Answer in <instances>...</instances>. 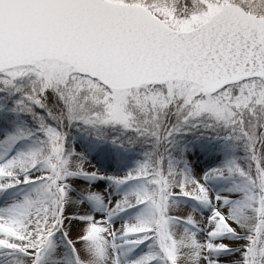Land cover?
Masks as SVG:
<instances>
[{"label":"rangeland","instance_id":"1","mask_svg":"<svg viewBox=\"0 0 264 264\" xmlns=\"http://www.w3.org/2000/svg\"><path fill=\"white\" fill-rule=\"evenodd\" d=\"M105 1L142 7L181 32L222 2L188 0V15L175 6L183 0ZM239 1L264 18V0ZM220 184L227 201L215 199ZM234 197L250 207L245 232L226 210ZM3 208L19 214L22 235L5 261L264 264V79L207 95L178 81L108 90L57 62L5 70Z\"/></svg>","mask_w":264,"mask_h":264},{"label":"water","instance_id":"2","mask_svg":"<svg viewBox=\"0 0 264 264\" xmlns=\"http://www.w3.org/2000/svg\"><path fill=\"white\" fill-rule=\"evenodd\" d=\"M56 61L109 90L187 81L215 95L264 78V19L228 4L189 32L105 0H0V72Z\"/></svg>","mask_w":264,"mask_h":264},{"label":"bare ground","instance_id":"3","mask_svg":"<svg viewBox=\"0 0 264 264\" xmlns=\"http://www.w3.org/2000/svg\"><path fill=\"white\" fill-rule=\"evenodd\" d=\"M215 182L217 186L219 183L217 181ZM227 190H229V188L227 189V186L220 184L218 186L219 195L215 196V199H218L221 202L225 201L228 198V195H226ZM208 192L209 194H213L211 190H208ZM212 194L211 196H214ZM235 198L236 197L232 198V200H234ZM249 208L250 207L247 206L245 202L234 200L232 204L226 209L229 213V216H231V218L234 220L235 225L240 232H245L250 227L251 212L250 210H248ZM19 218V214L15 211L12 212L10 209L7 210L4 208L0 209V264H21L22 262V259H19V257H11L10 259L5 261V259L10 256L11 252H13L12 250H18L21 247L22 235L21 229L18 225ZM244 218L246 219L244 220ZM147 258L141 257L139 260V264H151L150 262L152 260H147ZM238 259L239 257L230 259V261L232 264H238Z\"/></svg>","mask_w":264,"mask_h":264},{"label":"trees","instance_id":"4","mask_svg":"<svg viewBox=\"0 0 264 264\" xmlns=\"http://www.w3.org/2000/svg\"><path fill=\"white\" fill-rule=\"evenodd\" d=\"M185 1L187 2V4L185 3ZM227 3H235V4H242L241 6L246 10V11H248L249 13H251V14H254V15H256V16H260L261 14L260 13H256L255 11H254V8H253V11L252 10H250V8L249 7H246L245 5H243L244 3L242 2V1H239V0H222V2H220V3H217V4H219L218 6H220V7H222L223 5H225V4H227ZM178 5H175L176 7H179V9H181V11H183L184 13H186V14H188V15H191L192 13H194L195 11V9H196V7H195V5L194 4H189V1L188 0H183V3L181 4V3H177ZM249 8V9H248ZM255 10H257V9H255ZM194 11V12H193ZM264 16V15H263ZM49 95L50 96H52L50 93H49ZM48 95V97H50ZM44 100H45V102L43 103L45 106H46V108H48V109H51L50 111L51 112H53V106L51 105L52 103H53V101H52V99H45L44 98ZM54 113V112H53ZM62 116H60V118H61ZM63 118V117H62ZM60 123H63V124H67V121H66V119H62V121L60 122Z\"/></svg>","mask_w":264,"mask_h":264}]
</instances>
